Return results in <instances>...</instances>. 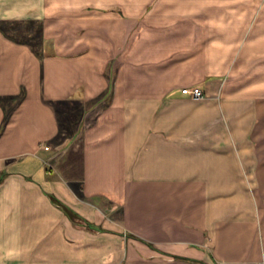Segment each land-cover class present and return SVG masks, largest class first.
I'll list each match as a JSON object with an SVG mask.
<instances>
[{"label":"crops","instance_id":"obj_1","mask_svg":"<svg viewBox=\"0 0 264 264\" xmlns=\"http://www.w3.org/2000/svg\"><path fill=\"white\" fill-rule=\"evenodd\" d=\"M262 259L264 0L0 8V263Z\"/></svg>","mask_w":264,"mask_h":264},{"label":"rangeland","instance_id":"obj_2","mask_svg":"<svg viewBox=\"0 0 264 264\" xmlns=\"http://www.w3.org/2000/svg\"><path fill=\"white\" fill-rule=\"evenodd\" d=\"M32 1L36 2L37 0H0V8H3V10L6 9V11H8V6H14V4H16V3H17V5H25V6H27ZM3 13H5V12H3ZM61 27H62V24L57 26V27H55L56 29L60 30V31H58L60 34H61ZM5 251L7 253V252H10V251H14V250L13 249H11V250L7 249ZM2 256H5V255H2ZM0 264H3V263H0ZM14 264H16V263H14Z\"/></svg>","mask_w":264,"mask_h":264},{"label":"built area","instance_id":"obj_3","mask_svg":"<svg viewBox=\"0 0 264 264\" xmlns=\"http://www.w3.org/2000/svg\"><path fill=\"white\" fill-rule=\"evenodd\" d=\"M182 92H184V93H190V94H192L193 96H196V97H199V96L204 95V90L202 88H200V87L190 88L188 86H185V87H182ZM257 264H264V259L259 260L257 262Z\"/></svg>","mask_w":264,"mask_h":264}]
</instances>
